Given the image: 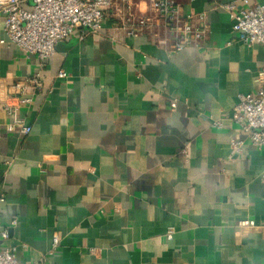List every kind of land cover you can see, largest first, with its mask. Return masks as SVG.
Here are the masks:
<instances>
[{
	"label": "crops",
	"instance_id": "0c3cea01",
	"mask_svg": "<svg viewBox=\"0 0 264 264\" xmlns=\"http://www.w3.org/2000/svg\"><path fill=\"white\" fill-rule=\"evenodd\" d=\"M180 3L207 27L199 47L177 51L150 0H114L99 33L72 35L42 68L0 16V247L18 246L20 263L264 264V149L232 119L264 85V46L212 2ZM38 72L20 136L4 99Z\"/></svg>",
	"mask_w": 264,
	"mask_h": 264
},
{
	"label": "built area",
	"instance_id": "2783aa9c",
	"mask_svg": "<svg viewBox=\"0 0 264 264\" xmlns=\"http://www.w3.org/2000/svg\"><path fill=\"white\" fill-rule=\"evenodd\" d=\"M114 0H0V16L5 18V32L13 43L18 45L27 55H36L42 68L56 52V46L66 41L74 34L81 38L89 34L99 33L108 10ZM129 5L131 0H119ZM227 11L233 21L232 29L239 40L247 45L261 44L264 46V1L251 3L250 0H240L220 3L218 0H207ZM152 8L164 18L167 27L174 36V47L182 51L187 46L199 47L207 35V27H198L193 22V15L186 14L180 0H150ZM132 17V16H130ZM202 18V17H201ZM129 22H134L132 18ZM140 28L147 24L146 19L135 23ZM137 33V32H136ZM4 41H1L3 43ZM58 78H66V73L60 71ZM264 76V74H262ZM43 89L40 72L34 73L24 80L14 82L4 99V108L9 116V128L20 136H28L32 126L21 115L23 107H30L37 93ZM179 100L170 102L172 108L179 106ZM232 119L239 124L243 133L254 146L264 149V85L255 94H243L234 109ZM235 153L241 151L242 141L232 143ZM1 198L0 201H3ZM17 224L14 219L11 225ZM238 227L254 228L256 222L244 219L238 222ZM175 230L170 227L166 233L172 240ZM3 239L9 238V229L1 231ZM58 236L54 237L53 248L59 244ZM18 246L0 247V264H22L17 259ZM25 264H55L46 259Z\"/></svg>",
	"mask_w": 264,
	"mask_h": 264
},
{
	"label": "water",
	"instance_id": "95a60500",
	"mask_svg": "<svg viewBox=\"0 0 264 264\" xmlns=\"http://www.w3.org/2000/svg\"><path fill=\"white\" fill-rule=\"evenodd\" d=\"M73 43V42H72ZM71 42H70V44H72ZM69 44H66V43H64V42H60L57 46H56V48L57 49H61V48H66V46L67 47H70V45L68 46Z\"/></svg>",
	"mask_w": 264,
	"mask_h": 264
}]
</instances>
